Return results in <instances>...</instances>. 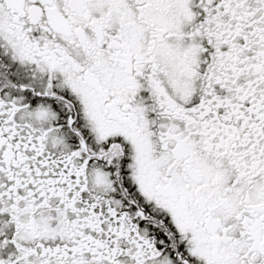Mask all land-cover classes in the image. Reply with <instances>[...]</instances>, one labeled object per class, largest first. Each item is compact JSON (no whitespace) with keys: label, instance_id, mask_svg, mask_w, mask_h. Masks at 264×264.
<instances>
[{"label":"snow or ice","instance_id":"6c2138e0","mask_svg":"<svg viewBox=\"0 0 264 264\" xmlns=\"http://www.w3.org/2000/svg\"><path fill=\"white\" fill-rule=\"evenodd\" d=\"M0 264H264V0H0Z\"/></svg>","mask_w":264,"mask_h":264}]
</instances>
